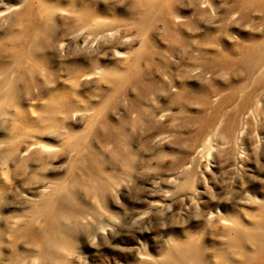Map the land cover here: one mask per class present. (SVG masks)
I'll list each match as a JSON object with an SVG mask.
<instances>
[{"label": "rangeland", "instance_id": "1", "mask_svg": "<svg viewBox=\"0 0 264 264\" xmlns=\"http://www.w3.org/2000/svg\"><path fill=\"white\" fill-rule=\"evenodd\" d=\"M0 264H264V0H0Z\"/></svg>", "mask_w": 264, "mask_h": 264}]
</instances>
